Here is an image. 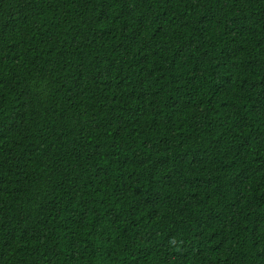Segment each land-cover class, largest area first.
<instances>
[{"label":"trees","instance_id":"16d2710c","mask_svg":"<svg viewBox=\"0 0 264 264\" xmlns=\"http://www.w3.org/2000/svg\"><path fill=\"white\" fill-rule=\"evenodd\" d=\"M0 264H264V0H0Z\"/></svg>","mask_w":264,"mask_h":264}]
</instances>
